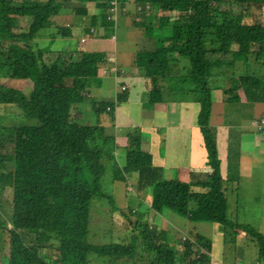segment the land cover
I'll return each mask as SVG.
<instances>
[{
    "label": "trees",
    "instance_id": "obj_1",
    "mask_svg": "<svg viewBox=\"0 0 264 264\" xmlns=\"http://www.w3.org/2000/svg\"><path fill=\"white\" fill-rule=\"evenodd\" d=\"M144 2L148 9L138 24L156 40L148 65L155 74L146 104L162 101L166 90L173 95L164 99L199 102L197 123L210 168L207 178L197 184L202 190L163 177L161 168L152 166L150 154L140 148L138 129L129 131L126 163L120 166L111 153L112 137L103 135L96 125L71 118L72 105L88 98L87 81L98 72L94 66L97 54L83 51L74 59L77 49L63 53L52 48L56 36L69 34L65 27L58 31L51 26L50 18L58 12L60 2L0 0V76L33 83L28 94L0 83L1 103L15 104L25 118L24 124L0 126V188L10 192L9 227L0 218L8 246L7 264H87L92 252L104 257L105 264H139L138 247L145 251L149 264H210V239L191 232L192 238L186 235L178 250L162 229L142 223L143 215L137 209L131 210L136 216L133 223L125 220L133 229L128 243H90L92 197L104 195L113 201L101 190L106 168L110 181L125 182L126 174L135 172V188H151V206L156 211L169 209L192 222H218L226 236L227 229L242 230L256 242L258 259L264 264V234L226 216L216 130L210 125L213 89H221L228 101L239 100L242 92L248 102H264V25L255 22L251 13V7L261 9L264 0ZM26 16L31 17L28 27L13 29L16 18L21 22ZM46 26L51 32L42 38H51L38 48L34 38ZM182 58L189 62L187 71L177 67L183 65ZM213 69L214 75L225 79V85H210ZM180 82L190 87L176 97L177 89L171 84L179 88ZM113 105L99 103L100 110L96 107L95 111ZM1 258L0 264H6Z\"/></svg>",
    "mask_w": 264,
    "mask_h": 264
},
{
    "label": "crops",
    "instance_id": "obj_2",
    "mask_svg": "<svg viewBox=\"0 0 264 264\" xmlns=\"http://www.w3.org/2000/svg\"><path fill=\"white\" fill-rule=\"evenodd\" d=\"M56 2L61 3V0ZM108 2L109 0H69L65 4L62 2L58 12L50 18L52 28L60 31L65 27L69 32L67 37L56 36L53 49H59L63 53L77 49L73 55L74 59H78L77 53L83 50L97 54L94 57V66L98 72L87 81L88 98L72 105L71 118L77 123L96 125L100 132L106 130L107 135L113 138L111 153L115 161L120 163L125 160L129 131L138 129L139 134L141 132L147 134L145 142L150 151L143 145L142 148L149 152L152 166L161 168L163 177L188 183L195 191L202 190L197 184L207 178L210 168L206 163L207 152L197 123L200 104L188 98L184 100L170 98L147 107L146 101L152 87L151 78L155 74L148 65L152 51L156 48V40L153 36L146 35L138 23L144 20L148 4L144 0H118L117 16L111 19L107 17ZM161 14L162 12H159V15ZM26 17L23 18L25 21ZM23 26L25 25L18 28H24ZM50 32L49 26L43 27L37 32L36 37L42 38ZM35 38L34 45L39 48L44 47L51 37L47 35L42 38L41 46H38ZM114 66L118 71L113 70ZM158 82H161L160 77ZM161 84L167 85L166 82ZM239 96L240 99L237 101H228V96L221 89H213L210 125L216 130L220 173L226 199L233 193V189L229 187L233 188L240 180V169L243 168V164L251 167L258 164L260 171L262 173L264 171V133L257 131L251 124L252 120L264 115V102H248L242 92ZM176 97H182V94H176ZM98 102L114 105L110 109H107V106L97 112L96 107L100 110ZM232 102L239 104L246 114L228 119L227 105ZM248 103L252 104L249 111L245 108ZM229 109L237 111L239 107L232 105ZM252 110L255 112L254 116H251ZM128 175L131 174H126V177ZM132 175L137 181V174ZM254 178L256 176L251 174L250 179ZM127 181H111L114 188L110 195L113 199L122 200L124 206ZM132 190L137 194L141 193L137 188ZM152 210L153 220L152 214L148 213L149 221H152L150 225L156 227L155 224L159 223L160 218V224L163 220L174 229L183 230L184 235L181 238L187 235L185 233L188 230L197 231L195 233L202 236L206 231L214 233L215 238L222 239L226 236L218 222H192L169 209ZM203 222L207 223L206 228L202 227ZM199 226L201 227L198 230ZM217 246L219 253L222 248L220 243ZM214 251L216 248L212 239L210 264H216L219 260V254Z\"/></svg>",
    "mask_w": 264,
    "mask_h": 264
},
{
    "label": "rangeland",
    "instance_id": "obj_3",
    "mask_svg": "<svg viewBox=\"0 0 264 264\" xmlns=\"http://www.w3.org/2000/svg\"><path fill=\"white\" fill-rule=\"evenodd\" d=\"M16 1H20V0H12V2H16ZM251 13L253 15V20L255 22H259L264 25V8L260 9L256 7H251ZM26 18H27L26 21L25 19H23L21 20V22H19L20 19L16 18L15 23L17 24L12 25L13 29L15 30L19 29L18 26L22 27V25H25L23 27H28L30 23V17H26ZM20 23L21 25H19ZM35 39L38 41L37 42L38 46H41L43 41L42 38L36 37ZM253 57L254 55L250 54V59H253ZM181 62L183 63V65H178L177 66L178 69L179 70L184 69V71H187L189 65L188 60L186 58H182ZM214 69L211 74L212 76L214 75V71H215ZM235 70H239V65L236 66ZM233 72L234 69L232 70L231 73ZM231 78H234V76L232 75ZM210 79H209L210 85L212 84L213 87L221 86L222 84L225 85V79L224 78L221 79L220 76L214 75ZM262 81L264 83V79H262ZM0 83L6 87L18 89L25 94H28L33 87V83L31 79H24V78H14V77L11 78V77L0 76ZM227 84L228 83H226V86ZM171 87L177 89L174 94L180 95L181 90L188 89L190 86L186 82L185 83L180 82L179 88L178 86L173 84H171ZM211 94L213 95V91ZM168 95L171 96L173 94L169 90H166L165 92L163 91L160 100L162 99L163 101L164 98ZM232 105H238L239 107V109L237 110L238 112L229 109V107ZM246 105L247 106H245V108L247 109V111H249L250 108L252 107V104L248 103ZM241 114H246V113L245 110L239 106V104L232 102L227 105L226 115L228 116V119L229 117H233ZM254 115L255 112L254 110H252L251 116ZM24 120L25 118L23 116V112L18 106L12 103L9 104L1 103L0 101V126L1 125L10 126L11 124H24L23 123ZM105 132L106 130L103 129L102 134L108 136L107 132L106 133ZM108 132L110 131L108 130ZM259 132L264 133V130ZM141 135H142V139L140 140V148L143 149L142 148L143 145L145 149L149 150V146L145 142V140L148 138L147 134L145 133L142 134L141 132L140 138ZM112 144L113 142L111 143V145ZM145 149L143 150L149 153ZM117 163L120 166L125 165L126 159L122 163H120L119 161H117ZM242 167L243 168L240 169L239 182L237 183V185H234L233 188L229 187V189H233V193L228 195V199L226 202V210H225L226 216L232 222H237L240 224L251 226L256 231H259L262 234H264V171L263 173L260 171V165L258 164H255L254 167H251L247 164H243ZM251 174L256 176V178L251 180L250 179ZM110 176H111L110 170L106 168L105 178L101 184V190L106 194H111L114 188V184L111 185ZM127 179L129 180L125 192L126 206L123 205L124 202L122 200L117 198L113 199V201L111 202L104 195L101 196L94 195L92 197L90 203V220L88 224V237H87L90 243L93 244H106L110 242H118L123 244L128 243L130 239V233L133 229L131 227V224H128L125 220L127 218L132 223L135 221L136 216L134 213L131 212L133 208L137 209L138 212H140L141 215H143L142 223L144 224L145 223L149 224L150 222L152 223V221H149V217H148V213L150 212V214H152L151 220H153L154 212L152 210L153 209L152 206L150 205L152 199L151 188H145L141 190V193L139 192L136 195L137 192L135 190H132V189H136L135 188L136 179L133 177L132 174L128 175ZM229 184L230 186H232L231 183ZM118 185H124V183L122 184L118 183ZM9 194H10L9 191H6L5 189L2 190L0 188V209H1L0 218L4 221V223H6L8 227L10 220V210L8 207L9 202L7 197L9 196ZM128 203H130V205H128ZM118 206L120 207V210L117 208ZM114 207H116V210H113ZM149 208H151V210ZM136 215H138V213H136ZM161 222L162 224H160V218H159V223H156L155 226L158 229L160 228L163 229L162 231L164 232V234H166L168 241L170 242V245L172 242L174 248L181 250L182 241L184 239V237L181 238V236L184 235V233L182 232L183 230L181 231L180 229H174V227H172L167 222H164L163 220H161ZM202 225L203 228H206L208 226L206 222H203ZM200 227L201 226L198 227V230L200 229ZM227 230L229 231L227 236L226 237L224 236V238L222 239L215 238L214 233L209 231L203 233V235L210 238L211 241L213 239V243L215 244V248H216V251H214L215 253H218L217 244L220 243L221 245L220 248H222V251L218 253L219 260L217 261L216 264H263L261 263L260 259H258V246L250 236L245 235V233L240 230L239 231L238 230L235 231L234 229H227ZM138 231L139 230L135 231V233L137 234ZM191 232H197V231L191 230L189 232L188 230L186 231L185 234H187L189 238H192L190 234ZM138 236L139 234L136 235V237ZM157 239L158 237L155 238V240ZM34 241H35V237H34ZM223 241L224 243H222ZM139 244L140 241L138 239L137 245L139 246ZM144 252L145 251H143V249L139 247L137 248L136 258L141 260L139 264H149V258L146 256ZM215 253L214 255L216 256ZM0 254H1L0 258L2 256L1 259L3 260L4 263L7 264L8 246H7V241H5V232L3 230H0ZM210 261H211V255H210ZM87 264H105L104 257L99 256L92 252L88 255Z\"/></svg>",
    "mask_w": 264,
    "mask_h": 264
},
{
    "label": "built area",
    "instance_id": "obj_4",
    "mask_svg": "<svg viewBox=\"0 0 264 264\" xmlns=\"http://www.w3.org/2000/svg\"><path fill=\"white\" fill-rule=\"evenodd\" d=\"M118 11V0H109L107 17L115 18ZM252 126L257 131L264 130V115L257 117L256 119L251 121Z\"/></svg>",
    "mask_w": 264,
    "mask_h": 264
},
{
    "label": "clouds",
    "instance_id": "obj_5",
    "mask_svg": "<svg viewBox=\"0 0 264 264\" xmlns=\"http://www.w3.org/2000/svg\"><path fill=\"white\" fill-rule=\"evenodd\" d=\"M116 16H117V14H116ZM116 18V17H115ZM115 18H111V19H115ZM84 51V50H83ZM87 52V51H86ZM74 58V57H73ZM113 70L114 71H118V69L114 66L113 67ZM121 72H124L122 69H119ZM123 89H124V87H122ZM107 109H110V107H107Z\"/></svg>",
    "mask_w": 264,
    "mask_h": 264
}]
</instances>
